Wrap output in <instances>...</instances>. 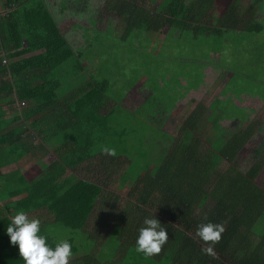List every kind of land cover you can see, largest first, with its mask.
Listing matches in <instances>:
<instances>
[{"label": "crops", "instance_id": "crops-1", "mask_svg": "<svg viewBox=\"0 0 264 264\" xmlns=\"http://www.w3.org/2000/svg\"><path fill=\"white\" fill-rule=\"evenodd\" d=\"M37 1L45 5L72 55L57 70L46 74V81L50 82L46 94L25 106L16 100L3 107L7 121L18 119L6 131L16 128L21 132L20 139L12 140L10 145L27 148L20 161L0 169V176L18 172L30 184L49 176L47 191L54 187L65 192L81 180L103 187L98 164L116 165L112 174H117L120 181L134 162H140L144 168L146 163H154L152 167L161 163L182 137L183 130L194 128L198 132L204 110L210 112L209 118L220 116L213 123V130L223 131L224 126L217 129L219 123L230 124L233 120L231 106L239 104L232 103L231 92L227 91L234 77L230 63H224L223 53H228L233 40L238 45L239 37L241 50H250L249 33L254 37L261 34V25L246 24L252 18L251 0H237L241 10L247 9V13L232 17L228 16L230 6L211 10L208 0H181L184 1L181 6L190 11L175 19L170 18L167 8L179 0ZM234 2L230 0L229 4ZM88 3L92 10H87ZM24 4L22 0H0V18ZM200 38L207 43L201 44L206 46L203 59L208 58L214 45L219 57L218 71L207 75L199 74V69L196 74L183 69L192 68L193 62L200 61ZM114 50H132L136 58L132 60L128 53L113 58ZM187 50L191 52L189 56L185 54ZM153 51H157L155 58L146 60L145 54ZM43 53L40 50L21 57H5L6 63L2 64L8 66ZM6 55L5 51L0 52V57ZM204 67L209 66L200 68ZM134 74L135 78L131 79ZM227 74L228 80L220 84V77ZM4 80L9 81V77ZM3 83L0 80V89ZM214 88L218 92L215 96L211 94ZM5 94L0 90V103ZM23 110L29 112L28 120L23 118ZM216 136L212 144L218 143L220 138ZM104 149H110L111 153ZM74 162L79 163L73 166ZM127 177L132 183L134 176L129 173ZM31 194L37 193L23 192L10 201L0 202V208L6 204L14 207ZM100 205L98 201L96 208ZM27 215L40 219V227H47V233L58 224L46 210ZM88 225L83 234L95 241L87 232Z\"/></svg>", "mask_w": 264, "mask_h": 264}, {"label": "trees", "instance_id": "trees-1", "mask_svg": "<svg viewBox=\"0 0 264 264\" xmlns=\"http://www.w3.org/2000/svg\"><path fill=\"white\" fill-rule=\"evenodd\" d=\"M22 1L26 2L23 7L0 18V52L7 54L0 57V80L4 81L0 90L6 93L0 103V169L20 161L27 148L10 145L12 140L20 139L21 132L16 128L6 131L18 119L7 121L3 107L16 100L27 104L46 94L50 89L46 74L57 70L72 55L45 5L37 0ZM181 2L184 1H174L175 4L168 6L171 19L189 9L183 8ZM237 3L239 5V1ZM236 6L235 2L230 5L229 17L237 15L239 8ZM40 50L44 53L37 57L8 66L2 64L5 57L11 59ZM7 76L9 81L4 80ZM40 81L42 84L38 85ZM22 112L23 118L28 120L29 112ZM238 116L236 113L231 118L241 122V116ZM4 131L6 133L2 134ZM196 132L194 128L183 130L182 137L168 155L152 169L140 166V162L130 164L128 174L134 176L135 185L127 195L133 201L120 211L110 240L106 237L109 241H104L95 255L91 253L95 252L96 242L86 235L78 243L77 236L84 233L97 210L98 201L103 205L112 202L116 205L118 196L110 201L107 196L111 193L105 191L104 186L85 180L60 192L54 187L47 191L49 176L30 184L18 172L1 175L0 202L10 201L30 190L37 194L28 195L14 207L6 204L0 208V264H24L16 245L9 243L4 231L18 210L26 213L46 210L60 226L70 230L73 234L68 239L72 245L71 257L84 256L82 262L71 264H264V231L260 232V223L264 221V190L255 183L264 160L254 161L242 171L238 165L240 152L253 137V127L238 131L227 139H223L222 131H218V143L212 144L214 141L209 140L212 147L206 153L200 151ZM255 155L261 157V149L255 150ZM224 163L227 165L225 170L222 168ZM127 176L112 181L116 191L124 190ZM101 181L104 184V180ZM123 214L125 216L120 220ZM153 216L165 227L168 239L159 253L145 256L135 250V241L144 218ZM208 221L220 223L224 228L219 241L212 244V254L202 250L211 242L196 235L197 226ZM46 229L40 227V233L54 246L58 241L51 231L45 232ZM118 254L120 257L117 258Z\"/></svg>", "mask_w": 264, "mask_h": 264}, {"label": "rangeland", "instance_id": "rangeland-1", "mask_svg": "<svg viewBox=\"0 0 264 264\" xmlns=\"http://www.w3.org/2000/svg\"><path fill=\"white\" fill-rule=\"evenodd\" d=\"M235 4H237L236 7H238L240 10L237 0H235ZM241 1V0H240ZM209 3L208 8L211 10L214 8L220 9L222 6H230V0H208ZM241 4V2H240ZM87 10H92L91 5L88 3L86 5ZM247 9L241 10V13H237L238 15H246ZM249 18L250 22L248 21V24H254L257 23L258 25H261L263 28L261 31V34L259 36H252L253 33H249V48L250 50H241V43L242 39L238 38V45H235V40H233L230 44V47L234 49L231 50V48L228 49V53L224 51V63L229 62L230 63V72L233 75L234 79L232 80L231 84L227 87V91L231 92L232 96V103L238 102V107H232L231 106V112L232 116H235L236 113H238V117L242 121L239 122L237 119H233L231 123H219L217 126V129L220 130L223 126V131L221 132L222 137L224 139H227L230 135H233L237 133L238 131L246 130L249 127H253L254 134L253 137L248 141L246 146L242 149V151L239 154L238 159V165L239 169L246 170L249 166L253 164L255 161H262L264 160V0H251L249 5ZM237 15V16H238ZM212 20H215L216 18H213V14H211ZM235 37L234 35L232 38ZM133 37H131L132 39ZM205 43L203 39L200 38L199 40V47H200V61L198 63L193 62L192 68H183L186 70H192L193 74H196V70L199 69V74L201 72L207 73L212 71H218L217 66L219 65L217 62L218 54L216 53V47L213 46V50L211 49L209 51V55L207 56V59H203L206 53V46H202L201 44ZM211 43V42H210ZM215 44V43H214ZM211 46V45H210ZM132 47V46H131ZM237 47V48H236ZM133 48V47H132ZM212 48V47H211ZM208 49V48H207ZM231 50V51H230ZM128 57L136 58L132 52V50L129 51H116L111 52L113 58H120L123 55H127ZM190 51L187 50L185 54L188 56L190 55ZM123 54V55H120ZM157 55V51H153L152 54H145V59L148 60L150 58H155ZM139 60H142L141 58H137ZM143 59V61H146ZM138 61V60H137ZM142 61V64H143ZM139 62V61H138ZM215 62V63H214ZM212 63H214L213 66H210ZM201 66H209L200 68ZM180 71V70H179ZM222 73V72H221ZM134 77L131 79L135 78ZM229 75H222L220 77V84L224 83L226 80H228ZM196 80V79H195ZM223 80V82L221 81ZM211 92V91H210ZM216 88H214V92H211V94L214 96L217 94ZM211 95H209V98ZM210 112L208 110H204L201 113V123L198 124L199 131L196 132L195 138L200 141L201 147L200 151L203 153L208 152L211 150V145L209 143V140L214 141V138H216L217 130H213V123L219 120L220 116H215L214 118H209ZM209 118V119H208ZM164 147V142H160ZM211 146V147H210ZM170 150V148H168ZM261 149L263 155L261 157H257L255 155V150ZM159 149H156V153H158ZM263 157V158H262ZM139 160V159H136ZM151 165L145 164L148 168L152 167L154 163H150ZM89 165V164H88ZM99 168L98 170L102 171V173H99V175L102 176V180H104V190L107 192H110L111 195H108L107 197H110V201L115 198V196H118V201L116 205L112 203H105L104 205L101 204L97 210L94 212L90 224L88 225L87 232L89 236H93L96 241L95 246V252H92L91 255H95L99 253V249L101 248V244L104 242H108L110 240V235L114 225L117 223V216L120 213V211L124 208L128 207V204L131 200L127 193L130 191L131 188L135 185L133 182L131 183L130 180H128V184L125 185L124 190L116 191L113 186L112 181H118V177L116 178L117 174H112L113 171H115V166L112 164H98ZM94 168H97V165L93 166ZM118 167H116L117 170ZM223 170L227 168V165L224 163L222 164ZM119 170L122 172V168L119 167ZM144 174V172H142ZM114 177V179H112ZM112 183V184H111ZM130 183L132 185H130ZM256 185L264 190V166L260 173V175L257 177L255 181ZM113 194V195H112ZM130 207V206H129ZM156 212V211H155ZM121 214V213H120ZM125 216V214L122 215L120 220ZM123 224V223H122ZM260 232L264 231V221L260 223ZM52 231L51 233L54 234L57 241L61 239L68 240L73 234L70 232V230L66 229L63 226H60L58 224H55L51 227ZM263 229V230H262ZM258 232V233H260ZM256 233V234H258ZM115 232H113V235L115 236ZM110 235V236H109ZM84 234L80 233V236H77L78 243H80L84 239ZM107 237L106 240L105 238ZM118 237V236H116ZM124 238L127 239V236H124ZM260 240V237L257 238V241ZM115 244V243H114ZM106 245V244H105ZM112 246V244H111ZM117 258L120 257L118 254L116 256ZM84 259V256L77 255L72 256L69 258L68 264H71L73 262H82Z\"/></svg>", "mask_w": 264, "mask_h": 264}, {"label": "clouds", "instance_id": "clouds-1", "mask_svg": "<svg viewBox=\"0 0 264 264\" xmlns=\"http://www.w3.org/2000/svg\"><path fill=\"white\" fill-rule=\"evenodd\" d=\"M111 153L110 149H104ZM41 221L30 218L23 210H18L11 217V222L4 229L9 238V243L16 245L24 264H68L72 255V245L66 239H61L50 245L47 237L40 233ZM224 231L223 225L208 221L200 223L196 235L203 241L211 244L203 251L212 254V244L220 239ZM168 235L160 221L153 217H146L143 226L138 229L135 241V250L145 256L159 253L161 246L167 241Z\"/></svg>", "mask_w": 264, "mask_h": 264}, {"label": "built area", "instance_id": "built-area-1", "mask_svg": "<svg viewBox=\"0 0 264 264\" xmlns=\"http://www.w3.org/2000/svg\"><path fill=\"white\" fill-rule=\"evenodd\" d=\"M3 63L5 64V63H6V60H3ZM20 105H21V106H25V103L22 102Z\"/></svg>", "mask_w": 264, "mask_h": 264}]
</instances>
